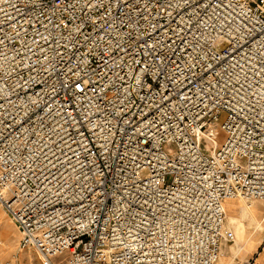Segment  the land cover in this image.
<instances>
[{
    "label": "built area",
    "instance_id": "obj_1",
    "mask_svg": "<svg viewBox=\"0 0 264 264\" xmlns=\"http://www.w3.org/2000/svg\"><path fill=\"white\" fill-rule=\"evenodd\" d=\"M230 198L264 201V0H0V205L21 251L220 264Z\"/></svg>",
    "mask_w": 264,
    "mask_h": 264
},
{
    "label": "rangeland",
    "instance_id": "obj_2",
    "mask_svg": "<svg viewBox=\"0 0 264 264\" xmlns=\"http://www.w3.org/2000/svg\"><path fill=\"white\" fill-rule=\"evenodd\" d=\"M224 120L225 116L222 117L221 122L218 124V146L220 147L225 143L228 137V133L222 129ZM177 149V145L174 143L165 145V150H171L172 156H175ZM241 204L244 205L246 209L249 208V210L258 209L257 218L261 224L255 223L250 216H246L243 225L239 226L238 223H231L227 217L228 226L236 232L235 243L237 240L242 242L243 230H248L249 244L246 245H249V248L246 249L245 247L237 246L238 248H236L234 252L227 254L223 264H264V201L254 200L246 202L243 200ZM248 204L253 206L249 207ZM20 238L21 234L15 222L0 205V264H40L34 251L20 250ZM67 255L68 253L57 257L55 259L56 262L59 264H69Z\"/></svg>",
    "mask_w": 264,
    "mask_h": 264
},
{
    "label": "crops",
    "instance_id": "obj_3",
    "mask_svg": "<svg viewBox=\"0 0 264 264\" xmlns=\"http://www.w3.org/2000/svg\"><path fill=\"white\" fill-rule=\"evenodd\" d=\"M241 203H243L242 199H231V200H227L225 202V208L227 210V217L229 218L230 222L231 223H238L239 226H242L244 223V218L246 216H250L252 221H254L255 223L261 224V222L257 218V213L259 210L256 208L253 210H249V208L246 209L245 206L242 205ZM227 226H228V224H227ZM229 228H231V227H229ZM235 234H236V232H235ZM246 244H249L248 243V230H243L242 242L237 240V242L234 245H231L232 248H231L230 253L234 252L236 250V248H238V247H245L246 249H248L249 245L247 246ZM243 251H244V249H243ZM224 258L221 259L220 264H223Z\"/></svg>",
    "mask_w": 264,
    "mask_h": 264
},
{
    "label": "bare ground",
    "instance_id": "obj_4",
    "mask_svg": "<svg viewBox=\"0 0 264 264\" xmlns=\"http://www.w3.org/2000/svg\"><path fill=\"white\" fill-rule=\"evenodd\" d=\"M217 146H218V142H217ZM231 199H242V198H230V199H227V200H231ZM227 200H226V201H227ZM242 200H244V199H242ZM226 201H225V202H226ZM224 206H225V204H224ZM248 206H249V207H252L253 205L248 204ZM225 210H226V208H225ZM226 214H227V210H226ZM3 217H4V216H3Z\"/></svg>",
    "mask_w": 264,
    "mask_h": 264
}]
</instances>
